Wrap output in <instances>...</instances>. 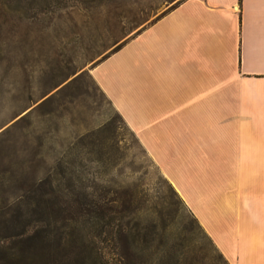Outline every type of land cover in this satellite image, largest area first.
Returning a JSON list of instances; mask_svg holds the SVG:
<instances>
[{
  "label": "rangeland",
  "instance_id": "obj_1",
  "mask_svg": "<svg viewBox=\"0 0 264 264\" xmlns=\"http://www.w3.org/2000/svg\"><path fill=\"white\" fill-rule=\"evenodd\" d=\"M181 1L0 0V264H112L119 248L135 260L134 244L117 245V224L126 242L131 229L153 237L150 253L163 235L188 264L194 255L230 264L135 134L139 65L148 46L156 51L157 29L96 71L135 132L93 74ZM101 210L113 220L100 234L84 218ZM151 255L139 264H153Z\"/></svg>",
  "mask_w": 264,
  "mask_h": 264
},
{
  "label": "crops",
  "instance_id": "obj_2",
  "mask_svg": "<svg viewBox=\"0 0 264 264\" xmlns=\"http://www.w3.org/2000/svg\"><path fill=\"white\" fill-rule=\"evenodd\" d=\"M154 28L136 133L96 71ZM93 74L229 263L264 264V0H182Z\"/></svg>",
  "mask_w": 264,
  "mask_h": 264
},
{
  "label": "trees",
  "instance_id": "obj_3",
  "mask_svg": "<svg viewBox=\"0 0 264 264\" xmlns=\"http://www.w3.org/2000/svg\"><path fill=\"white\" fill-rule=\"evenodd\" d=\"M180 3V2H179ZM178 3V4H179ZM177 4V5H178ZM176 5V6H177ZM175 6V7H176ZM157 21V20H156ZM144 29V28H143ZM142 30V29H141ZM140 30V31H141ZM139 31V32H140ZM138 32V33H139ZM136 35V34H135ZM134 35V36H135ZM125 43V42H124ZM123 43V44H124ZM123 44H120L119 46H117L114 50L119 49ZM113 50V51H114ZM119 113V112H118ZM120 114V113H119ZM121 115V114H120ZM170 183V182H169ZM171 184V183H170ZM172 186V184H171ZM173 190L175 191V193L179 196L178 192L174 189V187L172 186ZM72 192H75V190L73 189ZM180 197V196H179ZM180 199L182 200V198L180 197ZM183 201V200H182ZM184 202V201H183ZM86 211H88L87 213H91L93 212L92 209H90V207L85 208ZM96 218L93 215H87L84 218L85 224L87 223H92L90 226L94 227L96 229H98L99 233L101 234L105 228L106 225H111L112 224V220H113V216H110L109 219H106L105 214H104V210L98 211L96 212ZM194 216V215H193ZM198 221V220H197ZM200 224V223H199ZM145 227H150L151 225H147L145 224ZM202 227V226H201ZM203 228V227H202ZM53 229V228H52ZM125 228L123 227L122 224H117L115 226L112 227V234L113 236L117 239V245H128V244H134V249H133V255L135 257V260L133 259H129V260H125L124 259V255L121 251V249L119 248L118 251L115 252V258L112 264H139V262H142L140 259V257L143 255H151V262L153 264H188L186 259H184L183 253L182 252H172L171 250H169V248L166 246V238L161 235V251L159 250L158 252L155 253H150V251L146 250L148 249L151 245H152V239H154L153 237H150L149 235L144 233V236H141L139 233V231L136 233L133 231V229L130 230L129 232V236H131L130 238L127 239V242L125 240V237L128 236V233L125 232ZM205 231V230H204ZM73 232V231H72ZM134 232V233H133ZM206 232V231H205ZM207 234V233H206ZM208 235V234H207ZM209 236V235H208ZM31 237V236H30ZM210 237V236H209ZM32 238V237H31ZM130 239V240H129ZM211 239V238H210ZM82 240L84 241V239L82 238ZM212 240V239H211ZM130 241V243H129ZM40 242V241H39ZM42 243V242H41ZM46 243V241H45ZM44 243V244H45ZM86 243V242H85ZM214 243V242H213ZM46 245H50V243H46ZM215 245V244H214ZM216 246V245H215ZM218 249V248H217ZM219 250V249H218ZM105 255L104 251L100 250L99 254L97 255V258L99 260V262H101V258ZM220 255L223 257V253L220 252ZM225 257V256H224ZM138 260H137V259ZM226 258V257H225ZM226 261H228L226 259ZM48 261H43L44 264H48ZM86 262V260H85ZM84 262V263H85ZM229 262V261H228ZM82 263V262H81ZM189 264H201L200 263V259L198 255H194V259L189 263Z\"/></svg>",
  "mask_w": 264,
  "mask_h": 264
},
{
  "label": "bare ground",
  "instance_id": "obj_4",
  "mask_svg": "<svg viewBox=\"0 0 264 264\" xmlns=\"http://www.w3.org/2000/svg\"><path fill=\"white\" fill-rule=\"evenodd\" d=\"M238 8V7H237Z\"/></svg>",
  "mask_w": 264,
  "mask_h": 264
}]
</instances>
